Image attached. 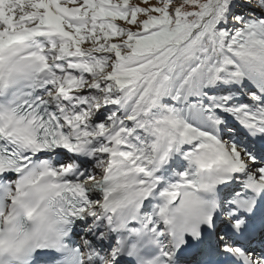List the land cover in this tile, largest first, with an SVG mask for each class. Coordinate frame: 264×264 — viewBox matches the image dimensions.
<instances>
[{
  "label": "snow or ice",
  "instance_id": "snow-or-ice-1",
  "mask_svg": "<svg viewBox=\"0 0 264 264\" xmlns=\"http://www.w3.org/2000/svg\"><path fill=\"white\" fill-rule=\"evenodd\" d=\"M0 264H264V0H0Z\"/></svg>",
  "mask_w": 264,
  "mask_h": 264
}]
</instances>
